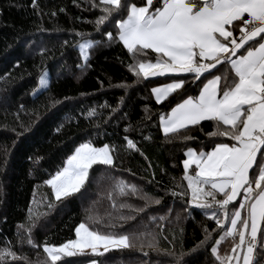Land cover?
I'll use <instances>...</instances> for the list:
<instances>
[{
	"label": "trees",
	"instance_id": "16d2710c",
	"mask_svg": "<svg viewBox=\"0 0 264 264\" xmlns=\"http://www.w3.org/2000/svg\"><path fill=\"white\" fill-rule=\"evenodd\" d=\"M135 2L139 4L140 0ZM37 5L34 8L32 0H0V248L10 247L27 258L19 264H49L42 246H58L73 239L76 227L83 222L101 233L151 232L159 242L158 249L149 247L140 236L134 238L132 248L110 249L102 257L88 250L87 255L62 258L65 264L73 260L88 264L92 258L98 264L101 260L104 264H173L170 251L185 252V259L191 257L190 264H220L211 252L214 239L200 245L205 239V226L210 232L216 229L211 232L215 238H219L220 229L203 209L186 202L192 194L182 163L187 147L199 151L215 139L206 135L213 130V122L189 126L191 131L184 135L194 137L192 140L165 137L159 117L174 106L178 96L172 94L157 103L150 87L165 77L137 79L129 70L133 57L118 39L90 49L89 67L77 66L84 61L76 46L81 42L76 33L100 39L91 23L101 15L100 9L92 8L90 0H37ZM108 30L115 33L114 23L108 24ZM148 55L155 59L151 50ZM45 70L49 86L34 96L38 77ZM220 70L227 71V66ZM185 77L186 91L196 95L200 82L193 83L189 74ZM105 105L110 107H101ZM92 108L97 115L86 118L85 113ZM61 124L63 127L57 131ZM126 135L144 156L126 150ZM89 139L95 147L115 145V167L93 165L86 187L57 200L45 181L65 166L75 147ZM219 139L231 142L228 137ZM193 169L191 166L189 173ZM120 182L135 184L142 191L122 196L114 190ZM173 191L187 195L173 196ZM144 193L159 198L160 203L149 199L148 207L140 212L136 209L144 207ZM121 204L126 206L121 208ZM29 210L36 221L31 235L37 247L27 243ZM160 216L166 219H150ZM230 246V237L222 241L221 256ZM194 248L195 252L189 251Z\"/></svg>",
	"mask_w": 264,
	"mask_h": 264
},
{
	"label": "snow or ice",
	"instance_id": "6c2138e0",
	"mask_svg": "<svg viewBox=\"0 0 264 264\" xmlns=\"http://www.w3.org/2000/svg\"><path fill=\"white\" fill-rule=\"evenodd\" d=\"M32 4L38 8L37 0H32ZM90 6L100 9L101 15L91 23L101 38L76 33L83 41L76 46L84 61L77 66L89 67L90 49L118 39L133 57L129 70L137 79L172 74L170 82L151 89L157 103L172 94L178 96L170 111L159 117V128L165 137L192 140L194 137L184 135L191 131L189 126H198L201 121L213 122V130L206 135L215 139H210L199 151L187 147L186 158L182 161L184 179L192 194L186 202L203 209L209 219H215L220 229L217 232L219 238H215L211 232L216 229L210 232L205 226V239L200 245L214 239L211 252L220 264H233V261L235 264H241V261L242 264H264V0H140L139 4L135 0H90ZM109 23H114L115 33L108 30ZM148 50L156 54L154 60L149 57ZM225 66L227 71H221ZM179 74H189L193 83L200 82L198 95L186 91L188 77ZM48 86V73L42 72L32 94L38 97ZM96 115L94 108L85 113L86 118ZM62 127L61 124L57 131ZM221 137H228L231 142H224L219 139ZM124 140L126 150L144 156L134 140L127 135ZM205 147L210 150L205 151ZM116 152L115 145L106 143L95 147L91 139L82 142L67 157L65 166L45 183L51 185L57 200L68 197L86 187L93 165L114 168ZM193 165L195 174L189 175ZM253 184L258 192L254 191ZM114 190L122 196L142 191L127 182L116 184ZM172 195L187 193L173 191ZM240 195L243 199L237 200ZM142 199L145 200L144 207L136 209L140 212L148 207L149 199L155 204L160 203L159 198H150L147 193ZM232 201L236 203L230 205ZM125 206L120 205L121 208ZM29 211V226L20 227L25 228L27 243L37 247L31 235L36 221ZM150 219L164 221L166 217ZM160 227L162 229L163 225ZM75 232V240L69 239L58 246L51 243L42 246L50 258L49 264H57V261L65 264L62 257L87 255L85 250L102 257L110 249L132 248L134 238L140 236L153 249H158L159 244L151 232L101 233L83 222ZM229 237L231 246L221 256L219 246ZM169 255L174 258L173 264H190L191 257L185 259V252L170 251ZM22 259L27 261L10 247L0 248V264H19ZM69 264H76V261ZM89 264H98V261L92 258Z\"/></svg>",
	"mask_w": 264,
	"mask_h": 264
},
{
	"label": "crops",
	"instance_id": "0c3cea01",
	"mask_svg": "<svg viewBox=\"0 0 264 264\" xmlns=\"http://www.w3.org/2000/svg\"><path fill=\"white\" fill-rule=\"evenodd\" d=\"M122 43V42H121ZM170 75H172V74H165V75H163V76H160V75H158V76H156V77H165L162 81H160V82H158L157 84H155V85H153L152 87H150L151 89L153 88V87H156V86H158L159 84H164V83H168V82H170L169 81V76ZM179 75H181V76H186V75H188V74H179ZM151 78H153V77H151ZM202 86V85H201ZM152 94V93H151ZM196 95H198V93L196 94ZM152 96H153V98L155 99V96L152 94ZM156 100V99H155ZM170 111V110H169ZM168 111V112H169ZM162 131V130H161ZM163 133V132H162ZM258 156H259V154H258ZM186 157V156H185ZM194 166V165H193ZM195 167V166H194ZM255 167V166H254ZM250 171V175H251V172H252V170L250 169L249 170ZM253 189H254V191H259L258 189H255V185L253 184ZM241 197V199H242V195H240V196H238L237 197V199L238 198H240ZM238 251H239V249H238ZM233 264H235V261H233ZM241 264H242V261H241Z\"/></svg>",
	"mask_w": 264,
	"mask_h": 264
},
{
	"label": "rangeland",
	"instance_id": "374dc122",
	"mask_svg": "<svg viewBox=\"0 0 264 264\" xmlns=\"http://www.w3.org/2000/svg\"><path fill=\"white\" fill-rule=\"evenodd\" d=\"M81 42H83V41H81ZM43 72H47V70H45V71H43ZM47 73H48V72H47ZM32 95H33V94H32ZM185 158H186V157H185ZM194 174H195L194 171H193L192 173H189V175H194ZM139 225H140L139 222H138V224L135 225V230H136V231H138ZM135 230H134V231H135ZM134 231H133V232H134ZM76 238H77V237H76V232H75V237H74L72 240H75ZM101 249H102V248H101ZM85 251H88V250H85ZM62 258L65 259V257H62ZM88 264H89V263H88Z\"/></svg>",
	"mask_w": 264,
	"mask_h": 264
}]
</instances>
